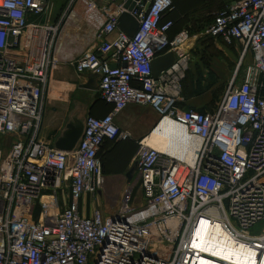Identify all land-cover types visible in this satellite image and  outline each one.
Listing matches in <instances>:
<instances>
[{"label":"built area","instance_id":"built-area-1","mask_svg":"<svg viewBox=\"0 0 264 264\" xmlns=\"http://www.w3.org/2000/svg\"><path fill=\"white\" fill-rule=\"evenodd\" d=\"M82 1L90 16L101 18L98 44L72 63L78 73L99 77V94L112 110L88 116L78 146L67 152L39 138L49 75L60 61L51 2L0 0V133L15 139L7 154L0 150V264H198L200 257L238 264L195 245L201 221L219 225L261 264L264 0H234L207 27L227 44L239 41L243 57L253 55L210 112L179 105L190 55L182 48L187 33L168 36L174 22L164 16L173 0ZM124 12L139 20L133 36L117 25ZM170 51L174 64L155 78L153 59ZM132 103L151 105L160 116L156 127L166 118L180 126L196 141L184 145L193 157L162 152L143 138L135 162L145 202L110 216L98 208L84 215L81 200L102 187L104 143L130 136L115 117Z\"/></svg>","mask_w":264,"mask_h":264},{"label":"crops","instance_id":"crops-1","mask_svg":"<svg viewBox=\"0 0 264 264\" xmlns=\"http://www.w3.org/2000/svg\"><path fill=\"white\" fill-rule=\"evenodd\" d=\"M78 1L77 9L69 16L65 14L73 8L72 0L68 1L65 13L58 22L50 20L59 26L53 52L60 61L49 75L39 138L53 147L70 122L74 125L82 124L90 115L102 118L112 110V104L99 94V77L89 72L78 73L72 63L84 52L95 49L98 44L95 33L101 23L99 13L92 16L85 14L84 2ZM232 1L229 0L226 5ZM167 18L174 21L168 31L170 39H175L181 33L188 35L182 48L190 55L187 71L189 77L182 81L183 99L179 105L186 109L210 112L217 108L222 99H218L219 93H223L225 87L229 86L240 63L239 79L244 74L245 66L252 62L253 55L249 52L243 57V45L239 41L227 44L222 37L206 33L207 27L214 20V14L211 23L201 28H192L178 22L179 16L176 13L171 12ZM202 18L198 14L193 15L195 21ZM45 20L46 16L43 17ZM209 77L213 79L209 80ZM159 120V114L151 105L134 103L116 115V124L123 132H129L130 136L104 143L100 152L104 176L102 187L96 195L87 194L81 200L84 215H91L96 208L101 209L105 216L112 215L120 208L121 202L118 199L123 200L128 192L132 193L133 185L141 184L135 162L138 143L148 137ZM14 142V137L7 136L0 146L7 148ZM120 186L121 190L124 189L122 197L119 196ZM106 203L111 205V210L105 209Z\"/></svg>","mask_w":264,"mask_h":264},{"label":"bare ground","instance_id":"bare-ground-1","mask_svg":"<svg viewBox=\"0 0 264 264\" xmlns=\"http://www.w3.org/2000/svg\"><path fill=\"white\" fill-rule=\"evenodd\" d=\"M145 143L162 152L173 154L179 158L189 159L184 145H195L196 141L189 138L185 131L176 123L169 119H164L158 127L154 128L145 140ZM193 155L190 159H192ZM195 245L211 253L216 257L235 261L238 264H257L255 252L238 244L235 247L232 239L223 233L219 225H210L206 221H201L195 232ZM198 264H222L200 257ZM261 264H264V257Z\"/></svg>","mask_w":264,"mask_h":264},{"label":"rangeland","instance_id":"rangeland-1","mask_svg":"<svg viewBox=\"0 0 264 264\" xmlns=\"http://www.w3.org/2000/svg\"><path fill=\"white\" fill-rule=\"evenodd\" d=\"M68 1L69 0H52V2H51L52 10H51V13L49 15V19L54 20L55 23L58 22L60 20V18L62 17V15L65 13L64 12L65 8L69 4ZM228 1L229 0H174V9H173L172 13L178 14V16H179L178 22H183L192 28H194V27H200L201 28L203 26H207L209 24V22L211 23L213 14H215L220 9H222L227 4ZM78 5H79V1L74 2L73 8H71L68 12H66L65 15L69 16L73 11H75L77 9ZM83 6L85 7L84 4H83ZM84 12H85V14H87L86 7L84 9ZM194 14H198L199 16H202L203 18L195 21V20H193ZM67 24H68V21L65 23V25H67ZM188 77L189 76L186 73L185 79H187ZM208 79L210 80L213 78L209 77ZM208 83H209V81H208ZM227 87H225V90L222 89L223 93H221V92L219 93L220 96L218 95V99H219V97H223V94L226 91ZM200 88H202V87H200ZM5 137H7V136L0 133V143L1 144L3 143V139ZM10 146L11 145H9L7 148L0 146V150L4 154H7L11 148ZM183 159H185V158H183ZM122 187H123V185H122ZM122 187L120 186L119 191L121 190ZM123 191H124V189H122L119 192L120 197H122L123 194L121 195V193H123ZM126 197L124 196L123 200L118 199L121 202L120 207L122 205L123 206L128 205L130 207L140 208V206L145 202L142 185L141 184L140 185H133L131 198L129 200L127 198V200H126ZM106 208L111 210V205L106 203L105 209ZM262 225L263 224L259 225L258 228L261 227Z\"/></svg>","mask_w":264,"mask_h":264},{"label":"water","instance_id":"water-1","mask_svg":"<svg viewBox=\"0 0 264 264\" xmlns=\"http://www.w3.org/2000/svg\"><path fill=\"white\" fill-rule=\"evenodd\" d=\"M125 7L131 10V3L127 2ZM117 25L120 29L125 31L129 36H133L139 27V20L136 16L132 15L130 12H124L120 16ZM175 58H176L175 54L172 51L164 55L155 57L152 61L153 76L155 78H158L162 71L166 70L167 68H169L174 64ZM85 124H86V120L84 121V123L77 125H74L73 122H70L67 125L66 130L55 141L54 147L56 149L67 152L74 151L84 134ZM131 171L133 170H130V172Z\"/></svg>","mask_w":264,"mask_h":264},{"label":"trees","instance_id":"trees-1","mask_svg":"<svg viewBox=\"0 0 264 264\" xmlns=\"http://www.w3.org/2000/svg\"><path fill=\"white\" fill-rule=\"evenodd\" d=\"M171 12H173V10L170 11V12H168V13H166V15L164 16V18H165V19H169V18H167V16H168ZM173 22H174V21H173ZM200 111H201V110H200ZM201 112H205V111H201Z\"/></svg>","mask_w":264,"mask_h":264}]
</instances>
